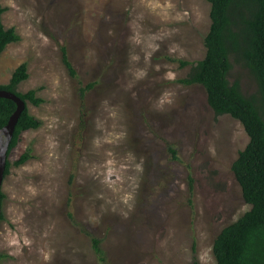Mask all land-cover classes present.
I'll return each mask as SVG.
<instances>
[{"label":"rangeland","instance_id":"obj_1","mask_svg":"<svg viewBox=\"0 0 264 264\" xmlns=\"http://www.w3.org/2000/svg\"><path fill=\"white\" fill-rule=\"evenodd\" d=\"M2 5L5 27L21 40L0 55V85L26 64L18 90H38L44 103L28 104L42 125L9 157L0 264H216V238L251 205L232 171L249 143L244 127L216 116L201 85L180 82L192 67L182 63L205 57L210 4ZM230 81L248 95L257 90L240 66ZM27 151L32 158L15 166Z\"/></svg>","mask_w":264,"mask_h":264},{"label":"trees","instance_id":"obj_2","mask_svg":"<svg viewBox=\"0 0 264 264\" xmlns=\"http://www.w3.org/2000/svg\"><path fill=\"white\" fill-rule=\"evenodd\" d=\"M0 0V55L8 45L18 43L15 28L7 29L3 22L6 8ZM210 4L211 25L204 40L205 57L191 65L189 75L181 80L187 86L201 85L207 102L216 116L229 115L238 120L249 136V143L239 152L232 171L251 209L235 223L227 226L214 242L216 264H264V0H206ZM63 61L73 77L77 72L63 48ZM234 65L247 70L257 85L253 94H246L238 81L231 82ZM29 78L28 67L21 65L10 82L0 90L15 93L27 105L40 106L44 99L38 90L22 93L19 86ZM92 84L83 89L84 94ZM17 109V104L0 98V131L6 127ZM42 122L29 112L28 106L17 123L10 143L5 177L12 166L9 157L18 146L24 132L39 129ZM176 158V152H174ZM32 158L31 151L23 154L15 166L24 165ZM5 194L0 192V223L4 220ZM93 250L102 261L105 253L101 240L93 237ZM3 256L0 255V261Z\"/></svg>","mask_w":264,"mask_h":264},{"label":"water","instance_id":"obj_3","mask_svg":"<svg viewBox=\"0 0 264 264\" xmlns=\"http://www.w3.org/2000/svg\"><path fill=\"white\" fill-rule=\"evenodd\" d=\"M0 98H5L14 101L17 104V109L11 117L8 125L0 131V192L2 191L3 180L8 161V152L10 143L13 139L14 132L21 117L22 113L28 106L19 96L15 93L0 90Z\"/></svg>","mask_w":264,"mask_h":264},{"label":"bare ground","instance_id":"obj_4","mask_svg":"<svg viewBox=\"0 0 264 264\" xmlns=\"http://www.w3.org/2000/svg\"><path fill=\"white\" fill-rule=\"evenodd\" d=\"M104 133V132H103Z\"/></svg>","mask_w":264,"mask_h":264}]
</instances>
